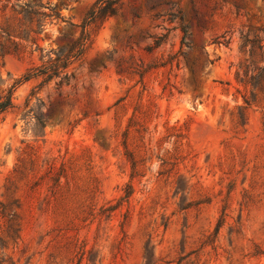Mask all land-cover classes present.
<instances>
[{"label":"rangeland","instance_id":"rangeland-1","mask_svg":"<svg viewBox=\"0 0 264 264\" xmlns=\"http://www.w3.org/2000/svg\"><path fill=\"white\" fill-rule=\"evenodd\" d=\"M42 3V54L85 42L61 88L0 62V264H264V0Z\"/></svg>","mask_w":264,"mask_h":264},{"label":"trees","instance_id":"trees-1","mask_svg":"<svg viewBox=\"0 0 264 264\" xmlns=\"http://www.w3.org/2000/svg\"><path fill=\"white\" fill-rule=\"evenodd\" d=\"M113 4H106L102 6L97 3V11H93V18L106 17L113 15ZM0 18L4 23L0 26V62L4 57L11 54H20L26 52L27 47L23 42L31 43L35 45V50L40 55V60L43 61L39 69H29L24 76V80H30L34 77H42L44 80L50 81L52 79H59L56 85L61 88L69 83V77L66 73L61 77L60 75L65 72L68 66L71 64V59L77 57L79 53L72 54L74 49H78L81 52V48L84 45L85 39L81 38L73 43V47L68 51H53L50 50L42 54L37 44V37L43 32V28L47 23H51L52 20H59L60 16L54 13V8L48 3H42V0H0ZM28 36V39L24 38ZM231 37L225 42L224 45H229ZM240 51L243 53H249L251 56V63L248 66H238L235 79L238 83H246L244 79L250 78V80H256L257 86L255 89H259L260 93H264V68L257 66L258 63H264V46H262V40L249 39L248 35H240ZM255 57L258 61L253 60ZM260 72L258 76L252 75ZM44 81V82H45ZM251 83V82H249ZM2 82L0 81V85ZM14 87H10L5 94H0V115L5 113L8 109L13 108L12 94ZM246 106L251 104L243 98ZM254 101V100H253ZM129 194L122 197L121 200L128 202ZM8 229H12V226H8Z\"/></svg>","mask_w":264,"mask_h":264}]
</instances>
